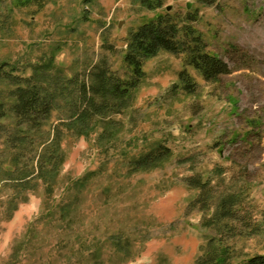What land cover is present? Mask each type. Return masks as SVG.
Here are the masks:
<instances>
[{"label":"rangeland","instance_id":"rangeland-1","mask_svg":"<svg viewBox=\"0 0 264 264\" xmlns=\"http://www.w3.org/2000/svg\"><path fill=\"white\" fill-rule=\"evenodd\" d=\"M163 14L194 27L230 74L206 82L182 56L161 52L127 98L95 94L109 77L131 78L128 35ZM183 69L193 94L181 90ZM32 75L52 108L21 146L8 110L24 87L17 81ZM0 99V264H194L217 246L240 264L264 253V0H162L156 9L141 0H0ZM54 135L59 159L45 181L37 159ZM161 147L167 157L135 168ZM227 195L236 197L231 216L213 222Z\"/></svg>","mask_w":264,"mask_h":264},{"label":"trees","instance_id":"trees-1","mask_svg":"<svg viewBox=\"0 0 264 264\" xmlns=\"http://www.w3.org/2000/svg\"><path fill=\"white\" fill-rule=\"evenodd\" d=\"M204 5H212L217 0H196ZM141 3L148 9L160 8L162 0H141ZM187 21L192 23L195 21L194 16H187ZM180 31L183 32L179 37ZM165 52L174 56H182L185 64L190 66L193 70L198 72L201 78L206 81H217L222 75L230 74L227 64L218 56L210 54L206 51V44L204 43L200 33L192 26L185 25L180 29L176 21L168 14L158 15L153 20L139 25L135 30L131 31L126 41V50L123 55V60L127 66L131 68V78L127 81H119L109 77L107 83L103 81L106 79V72L101 70L96 73L99 81L103 82L102 86L94 90L98 94L103 89L111 97L127 98L131 92L138 87L140 81L144 77L143 64L145 61L156 57L159 53ZM41 74V73H40ZM15 78V77H14ZM178 80L181 84V90L186 94H193L196 91V83L192 77L183 69L178 74ZM23 82L24 87H19L14 91L16 101L8 110L5 104L0 99V120L5 119L7 110L12 113L17 122V135L14 141L17 145L24 146L29 143V133L32 130L39 131L42 123L45 122L51 112L53 95L45 91L44 85L40 82L36 75H32L28 79H22L17 83ZM106 85V87H105ZM84 85L81 90L84 92ZM104 92V91H103ZM93 101L89 105H93ZM97 112L96 106H92ZM104 108V105L102 109ZM83 109L75 120L83 121L87 115V111ZM25 126V127H19ZM25 128V129H24ZM59 138L54 135L52 140L45 147L44 153L48 151L50 146L52 150L49 155L45 157L41 153L37 159V176H41L45 181L49 178V174L57 166L59 159ZM169 150L161 147L155 152L142 157L135 162V168H142L151 166L157 161L167 157ZM47 169V167H49ZM192 187L199 188L205 192L207 188L206 182H201L199 179H192L188 181ZM235 195H227L220 199L217 210L212 215V221L223 220L229 218L233 212V205L235 204ZM205 201L203 200L202 206ZM15 208L10 209L12 213ZM11 214H9V217ZM231 250L227 247L217 246L211 252L204 254L197 259L194 264H229ZM240 264H264V253L249 257Z\"/></svg>","mask_w":264,"mask_h":264},{"label":"water","instance_id":"water-1","mask_svg":"<svg viewBox=\"0 0 264 264\" xmlns=\"http://www.w3.org/2000/svg\"><path fill=\"white\" fill-rule=\"evenodd\" d=\"M187 7H189V5H187ZM169 8V7H168Z\"/></svg>","mask_w":264,"mask_h":264}]
</instances>
